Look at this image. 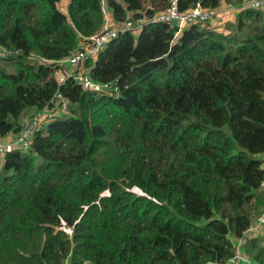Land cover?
Wrapping results in <instances>:
<instances>
[{"label": "trees", "instance_id": "16d2710c", "mask_svg": "<svg viewBox=\"0 0 264 264\" xmlns=\"http://www.w3.org/2000/svg\"><path fill=\"white\" fill-rule=\"evenodd\" d=\"M149 2L0 0V138L57 92L70 102L31 153L0 156V264H232L264 217V12L241 10L228 34L120 32L87 64L117 95L58 83L57 63L103 30L104 7L121 25L173 0ZM242 248L264 264V236Z\"/></svg>", "mask_w": 264, "mask_h": 264}, {"label": "built area", "instance_id": "2783aa9c", "mask_svg": "<svg viewBox=\"0 0 264 264\" xmlns=\"http://www.w3.org/2000/svg\"><path fill=\"white\" fill-rule=\"evenodd\" d=\"M105 6V4H104ZM105 10V25L101 32L87 38L81 47L75 50L70 57L58 63H64L68 67V71L61 74L57 79L62 85L68 79H73L85 91H91L99 95H117L119 89L111 84H101L92 80L90 68L87 64L98 58L100 53L109 42L118 37L120 32L132 31L135 34L141 32L146 24L165 23L173 27H177L176 38H179L183 30L191 25H209L217 19L216 10L205 8L201 3H197L193 8L187 11H180L178 0H173L171 7L161 13L156 14L152 18H140L137 21L128 20L121 25L116 24L110 14ZM238 12L241 10H257L264 12V0H243L240 6L235 8ZM8 53L0 46V58L7 57ZM69 100L60 92H57L53 98L39 111H35L30 120L25 123L24 129L18 134H8L4 138H0V156L19 150L25 154L31 153L34 148L35 135L45 125L64 118L69 115ZM260 223H264V217L259 218ZM252 227L245 234H249ZM237 258H241L237 255Z\"/></svg>", "mask_w": 264, "mask_h": 264}, {"label": "crops", "instance_id": "0c3cea01", "mask_svg": "<svg viewBox=\"0 0 264 264\" xmlns=\"http://www.w3.org/2000/svg\"><path fill=\"white\" fill-rule=\"evenodd\" d=\"M237 6L233 4H228V3H223L221 7L216 10L217 12V21H222L224 23L226 22H234L236 20V16L238 11L235 10ZM264 236V223H260L258 220L253 224L252 226V231L249 233V235H246L245 238L240 241V244H238V255L242 258L236 260L232 264H256L251 258H249L243 248L242 245L246 240L251 239V238H258Z\"/></svg>", "mask_w": 264, "mask_h": 264}, {"label": "rangeland", "instance_id": "374dc122", "mask_svg": "<svg viewBox=\"0 0 264 264\" xmlns=\"http://www.w3.org/2000/svg\"><path fill=\"white\" fill-rule=\"evenodd\" d=\"M145 4L147 5V6H149V0H145ZM63 7V6H62ZM64 8V7H63ZM106 9V12L108 13V14H110V12L107 10V8H105ZM109 16H111V15H109ZM226 23H229V21L228 22H226ZM226 23H224V22H222V21H217V20H215V21H212L209 25L210 26H212L216 31H219V32H224L225 34H228V32L227 31H224V25L226 24ZM176 38V37H175ZM39 61L38 59H36V58H34L33 59V61ZM43 62V61H42ZM48 62V61H47ZM48 63H50V64H52V62H48ZM57 68H58V71H57V73H56V77H57V79L61 76V74L62 73H64V72H67L68 71V67H67V65L66 64H64V63H57ZM34 114H36V112H35V110L34 109H32L31 111H29L24 117H23V123H27L29 120H30V118L34 115ZM247 235H249V234H247ZM238 253V252H237Z\"/></svg>", "mask_w": 264, "mask_h": 264}]
</instances>
